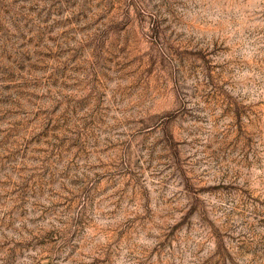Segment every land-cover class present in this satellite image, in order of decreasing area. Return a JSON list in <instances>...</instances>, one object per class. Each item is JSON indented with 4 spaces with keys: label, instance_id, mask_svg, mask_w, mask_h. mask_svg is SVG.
Instances as JSON below:
<instances>
[{
    "label": "rangeland",
    "instance_id": "rangeland-1",
    "mask_svg": "<svg viewBox=\"0 0 264 264\" xmlns=\"http://www.w3.org/2000/svg\"><path fill=\"white\" fill-rule=\"evenodd\" d=\"M0 264H264V0H0Z\"/></svg>",
    "mask_w": 264,
    "mask_h": 264
}]
</instances>
